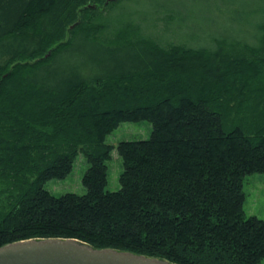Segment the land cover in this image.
<instances>
[{
	"label": "trees",
	"instance_id": "obj_1",
	"mask_svg": "<svg viewBox=\"0 0 264 264\" xmlns=\"http://www.w3.org/2000/svg\"><path fill=\"white\" fill-rule=\"evenodd\" d=\"M108 1L0 0V248L74 239L173 264H262L264 220L247 217L244 182L264 174V19L256 45L163 46L131 15L106 17L137 0ZM77 41L102 57L39 82ZM145 121L150 139L107 144ZM80 155L87 193L46 190Z\"/></svg>",
	"mask_w": 264,
	"mask_h": 264
},
{
	"label": "rangeland",
	"instance_id": "obj_2",
	"mask_svg": "<svg viewBox=\"0 0 264 264\" xmlns=\"http://www.w3.org/2000/svg\"><path fill=\"white\" fill-rule=\"evenodd\" d=\"M110 13L106 11V17H111L113 23L131 15L142 27L146 37L163 46L213 48L214 38L236 39L256 45L260 36V23L264 19V0H137ZM101 57L102 54L96 48L85 47L77 41L71 54L46 66L37 75V80L55 85L63 75L84 69L85 65H91L93 60ZM152 132L151 123L146 121L123 123L107 137L106 142L117 147L124 141L148 140ZM108 166L106 190L117 192L121 189L119 179L123 166L116 150ZM88 168L87 160L80 155L69 177L51 180L45 188L57 197L66 194L85 195L87 188L83 185V177ZM244 193L247 217L256 216L264 220V174L248 176L244 182Z\"/></svg>",
	"mask_w": 264,
	"mask_h": 264
},
{
	"label": "water",
	"instance_id": "obj_3",
	"mask_svg": "<svg viewBox=\"0 0 264 264\" xmlns=\"http://www.w3.org/2000/svg\"><path fill=\"white\" fill-rule=\"evenodd\" d=\"M0 264H173L112 249H96L74 239H33L0 248Z\"/></svg>",
	"mask_w": 264,
	"mask_h": 264
}]
</instances>
